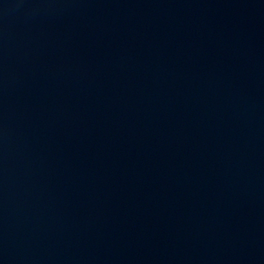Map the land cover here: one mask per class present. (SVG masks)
Instances as JSON below:
<instances>
[{
  "label": "water",
  "instance_id": "1",
  "mask_svg": "<svg viewBox=\"0 0 264 264\" xmlns=\"http://www.w3.org/2000/svg\"><path fill=\"white\" fill-rule=\"evenodd\" d=\"M0 264H264V0H0Z\"/></svg>",
  "mask_w": 264,
  "mask_h": 264
}]
</instances>
